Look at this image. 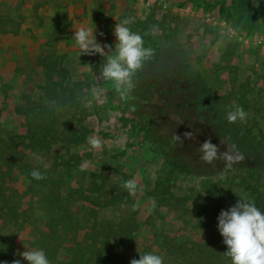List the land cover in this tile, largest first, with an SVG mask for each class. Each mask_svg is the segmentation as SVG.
<instances>
[{
    "label": "rangeland",
    "instance_id": "rangeland-1",
    "mask_svg": "<svg viewBox=\"0 0 264 264\" xmlns=\"http://www.w3.org/2000/svg\"><path fill=\"white\" fill-rule=\"evenodd\" d=\"M124 18L149 33L153 49L134 87H158L136 110L156 134L179 136L192 173L163 162L132 119L136 98L122 99L97 77L104 58H78L75 29L96 27L114 51ZM60 82L73 101L60 99ZM41 105L56 115L43 120ZM239 106L245 120L229 124ZM69 126L88 131L82 144L62 141ZM209 139L220 152L235 144L244 159L226 172L222 159L205 163L199 149ZM14 146L25 156L5 175L1 156ZM68 158L74 166L62 167ZM129 179L138 185L132 196L122 187ZM255 191L264 194V0H0V264L40 248L53 218L68 213L69 234L60 229L58 241L104 249L93 264H130L145 252L164 264H231L217 218L239 196L264 210Z\"/></svg>",
    "mask_w": 264,
    "mask_h": 264
},
{
    "label": "clouds",
    "instance_id": "clouds-1",
    "mask_svg": "<svg viewBox=\"0 0 264 264\" xmlns=\"http://www.w3.org/2000/svg\"><path fill=\"white\" fill-rule=\"evenodd\" d=\"M131 18H124L115 25L114 36L116 42L114 51L111 45H102L97 40L96 27H80L75 29L72 36L74 47L79 50V57L82 55L94 56L99 54L104 58L98 74V78L109 84L122 99H129L134 88V77L142 68L145 61L153 55V49L145 47L144 36L134 32L130 25ZM155 34V30H150ZM100 35H103L101 33ZM110 50V54L106 52ZM247 113L242 106L235 107L226 115L229 124L237 121L243 122ZM191 133H185L190 137ZM179 139V136L177 137ZM89 144L93 149L99 146V141L89 138ZM220 143H226L221 140ZM201 160L211 164L217 159H222L225 172L232 169L233 165L244 159V155L235 144H228L224 152L212 143L211 139L200 145ZM31 177L37 181L42 180L44 175L33 170ZM129 196L137 192L138 185L135 179H129L122 184ZM240 199L235 205L226 210H221L218 216L217 229L227 246L225 254L230 258L231 264H264V210L256 206L248 198L239 196ZM18 253L22 259H17L13 264H51L45 251L41 248L29 249ZM130 264H164V258L153 252L140 253L139 259H132Z\"/></svg>",
    "mask_w": 264,
    "mask_h": 264
},
{
    "label": "trees",
    "instance_id": "trees-1",
    "mask_svg": "<svg viewBox=\"0 0 264 264\" xmlns=\"http://www.w3.org/2000/svg\"><path fill=\"white\" fill-rule=\"evenodd\" d=\"M143 30V29H142ZM159 52V51H158ZM156 53L155 59L158 60V57L160 53ZM157 82V81H156ZM156 82H152L145 87L137 88L134 87L132 89L131 94L133 95V99L136 98L135 103L133 106H131V110H133L135 117L133 116V121L140 126V128L146 132L150 137L153 139V143L156 145L158 154L162 158L163 162L169 166L180 168L184 170L187 173H192L194 168V163L189 162L188 158L185 160V156L183 155V146L180 142L177 143L175 140L178 136L175 135L174 132H163L156 134L155 129L156 126L153 124V121L148 120L149 115L146 117L144 114L138 113L136 109L140 107V102L144 101L143 103L150 102L152 99L153 91L157 90V88H153V86H156ZM61 87L62 95L60 99L63 100V103H69L74 100L73 96H68L64 92L63 88V82L57 83ZM135 92V93H134ZM221 98V97H220ZM143 105V104H142ZM41 108L42 105H41ZM49 110V107L47 105V108H43L44 116L42 117L43 120H47L50 117V114L52 116L56 115V110H49L47 113L49 116H46V113L44 112ZM126 118L131 119L130 115H128ZM58 119V117H57ZM131 119V120H132ZM53 124V121H52ZM153 125V126H152ZM68 131H71L69 136H66L62 139L63 142L69 143V145L78 146L82 144L88 135V131L84 129H75L72 126L68 127ZM41 142H44L45 146V140L43 138L40 139ZM187 145V144H186ZM29 147L31 149H34L36 147L35 143H30ZM185 147V146H184ZM11 152L4 153L2 155V160L5 161V165H1L2 167H5V175H9L12 173V170L15 166H18L20 164L16 163L15 161L18 158H22L25 156V153L19 150L18 146H14L10 148ZM187 154V153H184ZM189 156V154H187ZM62 161L59 162L60 165L64 168H71L74 166V163L72 162V159H61ZM239 169V172H242L243 169L237 167ZM104 178V177H103ZM50 179V178H49ZM165 190V188L162 189V192ZM255 195H252L254 200H258L261 196H263L261 193L255 191ZM257 197V198H256ZM15 208V207H13ZM59 211V209L57 210ZM71 216H73L71 213L69 214H60V216H56L53 218L52 223L49 225L50 231L46 233L43 238L40 240V248L43 249L48 256L51 264H93L92 262L95 261L96 255H103V250L101 247L97 249H91L90 247L82 246L81 244L75 243L74 245L69 243H66L64 241H58L59 238V231L63 228V233L69 234L65 231L66 225L71 222ZM106 242L104 243V245ZM11 251V249H10ZM12 252V251H11ZM7 255V254H6ZM63 255L67 256L63 260ZM186 256V255H184ZM191 258V257H189ZM2 264L7 263V261L4 259L2 260Z\"/></svg>",
    "mask_w": 264,
    "mask_h": 264
},
{
    "label": "crops",
    "instance_id": "crops-1",
    "mask_svg": "<svg viewBox=\"0 0 264 264\" xmlns=\"http://www.w3.org/2000/svg\"><path fill=\"white\" fill-rule=\"evenodd\" d=\"M155 1H156V0H155ZM148 2H150V1H148ZM164 6H166V7H167V5H164ZM139 28L141 29V27H139ZM142 28H143V27H142ZM45 63H46V62H45ZM45 63H44V64H45Z\"/></svg>",
    "mask_w": 264,
    "mask_h": 264
}]
</instances>
